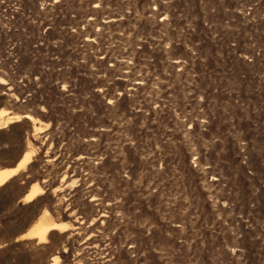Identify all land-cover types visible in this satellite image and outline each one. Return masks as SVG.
<instances>
[{
  "label": "rangeland",
  "instance_id": "obj_1",
  "mask_svg": "<svg viewBox=\"0 0 264 264\" xmlns=\"http://www.w3.org/2000/svg\"><path fill=\"white\" fill-rule=\"evenodd\" d=\"M0 113V264H264V0H0Z\"/></svg>",
  "mask_w": 264,
  "mask_h": 264
},
{
  "label": "bare ground",
  "instance_id": "obj_2",
  "mask_svg": "<svg viewBox=\"0 0 264 264\" xmlns=\"http://www.w3.org/2000/svg\"><path fill=\"white\" fill-rule=\"evenodd\" d=\"M4 113H0V127L6 126L8 124L13 123L14 121H19L22 118L32 119L29 115L19 116L16 115L14 117H3ZM5 116V115H4ZM37 129V127H34ZM31 155L26 154L24 158L18 163V165L13 169H2L0 170V186L6 184L11 178H13L17 173L24 169L26 165L30 162ZM42 192V187L35 185L32 187L30 193H28L26 199L32 200L35 199ZM67 225L58 224L55 222L49 221L46 215H43L41 219L29 230V232L25 235L28 238H38L40 241H45L47 234L52 230L65 229Z\"/></svg>",
  "mask_w": 264,
  "mask_h": 264
}]
</instances>
